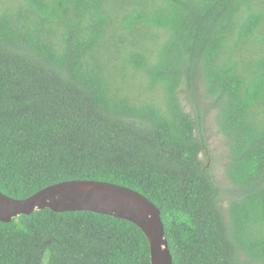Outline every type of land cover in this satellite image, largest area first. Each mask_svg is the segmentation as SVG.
Masks as SVG:
<instances>
[{
    "label": "trees",
    "instance_id": "16d2710c",
    "mask_svg": "<svg viewBox=\"0 0 264 264\" xmlns=\"http://www.w3.org/2000/svg\"><path fill=\"white\" fill-rule=\"evenodd\" d=\"M68 181L145 197L172 264H264V0H0V193ZM0 264L150 253L128 221L45 209L0 222Z\"/></svg>",
    "mask_w": 264,
    "mask_h": 264
},
{
    "label": "water",
    "instance_id": "95a60500",
    "mask_svg": "<svg viewBox=\"0 0 264 264\" xmlns=\"http://www.w3.org/2000/svg\"><path fill=\"white\" fill-rule=\"evenodd\" d=\"M45 209L54 213L87 211L128 221L145 235L150 264H172L159 210L135 191L105 182L68 181L22 200L0 193L1 223Z\"/></svg>",
    "mask_w": 264,
    "mask_h": 264
},
{
    "label": "rangeland",
    "instance_id": "374dc122",
    "mask_svg": "<svg viewBox=\"0 0 264 264\" xmlns=\"http://www.w3.org/2000/svg\"><path fill=\"white\" fill-rule=\"evenodd\" d=\"M205 129L208 140V155L210 156L209 161L207 162L210 174L220 187L228 188L229 183L224 173V165L227 159V148L224 139L217 131L214 122V114L211 113L206 116Z\"/></svg>",
    "mask_w": 264,
    "mask_h": 264
}]
</instances>
